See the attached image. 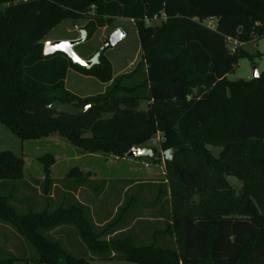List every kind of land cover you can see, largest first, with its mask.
I'll return each instance as SVG.
<instances>
[{"label": "trees", "instance_id": "obj_1", "mask_svg": "<svg viewBox=\"0 0 264 264\" xmlns=\"http://www.w3.org/2000/svg\"><path fill=\"white\" fill-rule=\"evenodd\" d=\"M161 15L159 26L144 21ZM115 19L136 28L139 77V67L114 77L102 52L89 68L61 53L42 55L44 39L65 20L85 21L88 41ZM263 36L264 0H0V124L21 141L57 137L83 154L124 159L138 147V159L162 166L155 202L164 199L146 217L161 221L147 238L112 235L132 203L139 214L146 210L138 200L144 183L122 182L130 192L98 227L75 192L102 190L104 182L97 187L74 168L59 189L49 176L53 157L45 155L43 179H30L41 191L36 201L19 192L22 158L0 152V225L14 240L0 249V264H264V71L226 79L238 60L251 58L243 45ZM69 70L108 86L78 97L65 89ZM54 102L91 108L58 113L49 109ZM156 135L158 147L145 148ZM74 241L80 251H72Z\"/></svg>", "mask_w": 264, "mask_h": 264}, {"label": "rangeland", "instance_id": "obj_2", "mask_svg": "<svg viewBox=\"0 0 264 264\" xmlns=\"http://www.w3.org/2000/svg\"><path fill=\"white\" fill-rule=\"evenodd\" d=\"M161 22V19H159L155 22L146 24L155 27L159 26ZM209 22H211V25H214V21ZM86 24L87 23L82 20H65L46 36L43 43L48 40L73 41L79 39L85 33ZM116 29L123 30L125 33L124 39L113 48L107 47L106 38ZM242 49L251 58L238 60L234 71L226 76V79L230 82L250 79L252 77L253 67L256 68L258 74L264 71V36L256 40L254 43L244 44ZM73 51L83 61H91L92 63L98 60L99 54L102 52L107 60L113 65L116 76L129 74L138 67V71L134 76H141V67L139 66L141 62V52L136 28L131 21L115 19L112 23L107 24L102 29H99L90 40L83 41L82 43L76 45L73 48ZM67 87V89L72 93L80 96L85 95L88 92H102L99 91L100 89H97L98 86H96L94 80L80 78L72 74L68 77ZM145 107L146 104L142 103L141 108L144 109ZM159 140V135H156L148 144H146L145 148H157ZM5 151H9L14 156L22 158L24 162L22 181H24L23 184L25 185L20 186L19 192L23 196L29 195L36 201L39 200L41 191L39 186L31 183L30 179H43L42 165L39 163V158L45 155H51L53 157V164L51 167L54 166V164L55 166L52 167V174L49 170V176L51 180L57 184V186H60L59 189L62 188V185H60L62 180L74 168L80 171L84 177L92 181L97 187H99L100 182L105 183L102 190L94 191L88 187H82L78 188L75 192L76 196L79 197V199L77 198L78 200L91 205L93 209H104L99 219L105 218V216L109 213H112L113 216L116 214V212L114 213L115 207L119 202L123 203L124 200L121 193L122 190L126 188V185L122 183L125 181L133 180L135 182L144 183L141 192L142 196L138 199L140 207H143V205L147 207H145L146 210L144 209L142 216L147 217L150 212L162 210L164 199L161 198L160 204L158 203L160 199L155 202V198H158L157 192L159 191L155 183H160L163 180V177L160 175L162 177L161 181L157 180L158 176H154L152 174L148 175L146 169V166H150L153 167L155 171H159L161 174L162 166L147 163L144 161V158L116 159L103 154H93L96 156L83 154L76 148L70 146L67 142L62 141L57 137H50L48 139H41L38 141H21L7 128L0 124V152ZM212 151L214 155L217 154V149L213 148ZM229 182L237 192L240 188V184L234 178H229ZM15 184H18L19 186V182H9V185ZM56 190H58V188H56ZM135 190L137 189L134 188L131 192ZM16 191L17 190L14 189L12 193L17 195ZM152 206L154 208H152ZM10 233L11 231L5 227H1L0 225V249L12 247L14 240ZM7 239H10V241ZM74 249L76 248L74 247ZM89 263L132 264L125 260H93ZM13 264L33 263L31 261L27 262L18 260Z\"/></svg>", "mask_w": 264, "mask_h": 264}, {"label": "crops", "instance_id": "obj_3", "mask_svg": "<svg viewBox=\"0 0 264 264\" xmlns=\"http://www.w3.org/2000/svg\"><path fill=\"white\" fill-rule=\"evenodd\" d=\"M111 66H112V69H113V75L115 77L116 75L114 73L113 65L111 64ZM70 74H72L74 76H77V77H80V78H85V79H88V80L89 79L90 80H94L92 78L81 77L78 74H76V73H74V72H72V71L69 70L67 72L66 77H65V80H64L65 89L67 91H69V92H71V91L67 89L68 88L67 87V81H68V77H69ZM94 82H95L96 86H98L97 89H100L99 91H102V92H104L105 89H106V87L108 86V85H105V84H101V83H99L96 80H94ZM102 92H96V93H89L88 92L87 94L81 95V96L78 95V94H74L72 92L71 93L74 94V95H76V96H78V97H88V96H93V95H96V94H100ZM92 156H96V155H92ZM54 166H55V164H54ZM54 166H52V167H54ZM52 167L50 168L51 174H52V171H53V168ZM81 169H86V168H81ZM146 169H147V172H148L147 174L148 175L149 174H152L154 176H158L157 180H160L161 181V178L163 177V168L162 167H161V174H160L159 171H155V169L153 167L146 166ZM123 180H128V179H123ZM127 192H130V189L126 187V188H124L122 190V193L121 194L124 196V194L127 193ZM137 194L138 193L135 190V191H132L130 193V196H132L133 198H136V197H138ZM140 195H141V193H140ZM77 198L79 199L78 196H76V199ZM136 199L135 200L133 199V201L135 202ZM78 201L81 204H83V205H85V206H87V207L90 208L91 216L93 218V221H94L95 225H97L98 227H101V226L105 225L113 217V214L112 213H109V214H107L105 216V218L99 219V217L101 216V214L104 211V209H102V210H100L99 208L93 209L91 207V205L85 204L83 201H80V200H78ZM119 203L115 207L114 213L116 212L117 208L122 204V203H120V204ZM94 210H95V213H94ZM141 217H144V218H141ZM138 221L141 222V225L140 224H137ZM123 222L124 223L120 224V226H118V230H116L112 235L118 234L120 232H128L132 236V238H140V236L147 238V236H149L152 233L151 229L156 228L157 226L159 227L160 226V223H161L160 219H158V218L149 219V218H146L145 216H142V214H139V206H138V202L137 201L135 203H132L129 206V209L126 210L125 215H124V221ZM74 247L76 249H74ZM71 249H72L73 252H76V251L79 250V246H78L77 241H74V242L71 243Z\"/></svg>", "mask_w": 264, "mask_h": 264}, {"label": "water", "instance_id": "obj_4", "mask_svg": "<svg viewBox=\"0 0 264 264\" xmlns=\"http://www.w3.org/2000/svg\"><path fill=\"white\" fill-rule=\"evenodd\" d=\"M125 37V33L121 29L114 30L106 38L107 47H115L120 43ZM82 37L73 41H47L43 43L42 55L44 57L53 55L55 53H61L65 55L72 64H75L79 67L89 68L92 66L91 61H83L80 59L73 51V48L82 43ZM258 77V72L255 67L252 68V79ZM91 108V105H88L84 108H75L70 104H61L59 102H54L49 106V109L58 113H68L72 115H83L87 113ZM144 155V150L139 149L138 147H133L127 154L126 158H137Z\"/></svg>", "mask_w": 264, "mask_h": 264}, {"label": "built area", "instance_id": "obj_5", "mask_svg": "<svg viewBox=\"0 0 264 264\" xmlns=\"http://www.w3.org/2000/svg\"><path fill=\"white\" fill-rule=\"evenodd\" d=\"M159 19H161V21H164V19H165L164 15H161L160 17H154V18H152V19H147V18H145L144 21H145V23H150V22H155L156 20H159ZM209 21H213V20H208V21H206L204 24H205L206 27H208V28H212V29H213L214 25H211V24H210L211 22H209ZM131 22H132V21H131ZM232 51H233V50H232Z\"/></svg>", "mask_w": 264, "mask_h": 264}]
</instances>
